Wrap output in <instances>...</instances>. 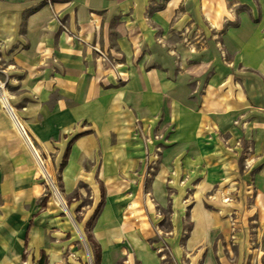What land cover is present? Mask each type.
Instances as JSON below:
<instances>
[{
	"label": "rangeland",
	"instance_id": "obj_1",
	"mask_svg": "<svg viewBox=\"0 0 264 264\" xmlns=\"http://www.w3.org/2000/svg\"><path fill=\"white\" fill-rule=\"evenodd\" d=\"M78 1L29 0L27 11L61 10L55 16L59 36L80 48L70 47L78 60L73 66L66 54L65 61L38 66L30 51L24 67L16 63L18 72L0 43V91L7 92L52 181L51 186L39 174L0 101V218L13 223L15 232L25 224L27 240L52 247L50 255L34 257L26 243L19 264H103L104 250L105 264H138L135 252L141 245L159 264H203L207 255L219 264H264L260 119L246 129L228 116L219 120L203 113L206 103L214 111L206 91L213 90L219 72L215 62L226 66L229 59L223 36L183 30L180 17L187 8L179 3L170 7L173 19L155 21L173 1L146 0L135 7L136 15L128 13L124 39L114 31L118 15L95 12L87 22L75 19ZM86 23L96 25L97 34L78 35L77 27ZM21 28L24 35L26 23ZM71 69L81 71L77 82L71 81ZM220 121L227 129L213 126ZM53 188L83 227L81 235ZM103 192L105 204L92 221ZM106 205L116 225L100 228ZM198 213L216 225L208 242ZM193 245L195 250L189 249Z\"/></svg>",
	"mask_w": 264,
	"mask_h": 264
},
{
	"label": "crops",
	"instance_id": "obj_2",
	"mask_svg": "<svg viewBox=\"0 0 264 264\" xmlns=\"http://www.w3.org/2000/svg\"><path fill=\"white\" fill-rule=\"evenodd\" d=\"M172 1L173 3L168 4L165 11L160 13L162 15H155L153 20L173 19L175 13L170 12L172 10L170 7L179 3L187 8L180 17L183 30L189 31L190 28H200L204 35L223 36L224 51L229 59L225 61L226 66H223L221 62L219 64L218 61L215 62L216 67H219V72L216 71L214 74L213 90L206 91L208 98L214 99V111L209 110L206 103L203 107V113L213 115L215 119L219 120L228 116L229 119L239 122L238 124L246 125V129L253 128L257 124L255 121L257 118L260 119L261 129L264 131V0ZM144 2L146 0H79V12L75 15V19L78 21L84 19L87 22L92 20L93 16L96 17L97 13L95 12L105 13L104 16L110 18L118 15L115 17L117 24L114 31L121 38H124V33L130 31L126 27L127 20L130 19L128 13L132 10L130 15L133 13L136 15L135 7L138 5L141 8ZM28 3L29 0H0V43L5 45L7 51L12 55L11 59L14 63L9 62L8 64H12L9 66H16V70L20 72L18 66L24 67L22 61L27 60L30 51L37 54L38 66L39 64L51 65L53 60L58 61V59L65 61L62 58L63 54L70 58L67 60L70 64L77 63L75 52L74 50L72 52L70 47L73 49L74 47L80 48L76 46V42L72 38L65 40L63 36L60 37V31L55 24V16L59 15L61 10L56 8L51 11L48 6H43L34 13L27 14L30 9ZM72 3L73 1L70 4ZM69 16L72 17L71 14ZM3 19L5 22H2ZM24 23H26V33L23 35L21 27ZM96 27V25L87 26L86 23L82 27H77V33L78 35L97 34ZM137 29L134 27L133 30L136 31ZM5 35L11 37L12 42L9 46L4 43L3 36ZM82 41L86 42L84 38ZM66 48L70 52H66L64 50ZM70 73L73 78L71 81L77 82L81 76V71L71 69ZM79 92L76 90V93L73 92V94L77 97ZM90 97L94 98L92 95ZM238 117L240 119H237ZM213 124L215 128L227 129L226 124H222L221 121ZM230 128L229 131L235 129L234 127ZM263 143L264 137L261 144ZM149 209L151 208L144 210L146 213H151ZM199 209L201 208L199 207ZM141 212L138 210L137 213L140 214ZM198 215L200 216L199 227H204L205 240L208 242L216 234V225L205 214L198 213ZM1 219L2 217L0 218V264H19L23 259L24 251L28 248L27 244L29 245L28 253L30 256L50 255L49 250L52 249L50 244L32 237L27 240L25 224L17 225L18 227L22 226L23 230L15 232L13 223L3 222ZM115 225L112 210L106 205L97 227L106 228ZM119 239L117 238V240ZM114 242L117 241L114 240ZM62 248L60 246V250ZM194 248L195 245L189 247L191 250ZM107 257L109 254H106L104 250L103 264H105ZM117 257L121 258L122 256L118 253ZM113 258L116 259V256ZM135 259L138 264H159L156 255L145 245L138 246ZM203 264L219 263L214 260L213 256L207 255ZM220 264H224V262Z\"/></svg>",
	"mask_w": 264,
	"mask_h": 264
},
{
	"label": "bare ground",
	"instance_id": "obj_3",
	"mask_svg": "<svg viewBox=\"0 0 264 264\" xmlns=\"http://www.w3.org/2000/svg\"><path fill=\"white\" fill-rule=\"evenodd\" d=\"M2 22H5V20L3 19ZM3 38H4V43L6 44V46L9 45L10 42H12L11 37L9 35H5V36H3ZM70 41H72V40L70 39ZM0 88L2 89V87H0ZM0 101L2 103L3 109H7L8 111L10 109V113L8 112V114H9V118H10V120L12 122V126H13L14 130L16 131V133L18 134V136L23 140L26 148L28 149L30 155L32 156L33 160L35 161V164H36V166L38 168L39 174L46 181H48V183L52 186V184H51L52 181L50 182V180H51L50 179V173L41 164L42 162H41V159L39 157V153H38L37 149L34 147L32 141L30 139L29 133L27 132L26 128L24 127V125L19 120H18V124L20 126L17 125V123L15 122V119L13 118L14 116L16 117V115H15L16 111H15L14 107L11 106L10 100L8 98V94H7V92L5 90H3L2 92L0 91ZM11 112H12V114H11ZM79 181L80 182H84V178L81 176ZM53 189H54V196H55L57 204L59 206H61L65 210V212L70 216V218L72 220V223L74 225V228L81 235L83 227L81 225L76 224L73 221L72 213H71V211H69V209H67L65 197L63 196V194L58 192V190L56 188H53ZM228 202H229V200H227V199L223 200V204H226ZM103 222H104V220L102 221V223Z\"/></svg>",
	"mask_w": 264,
	"mask_h": 264
},
{
	"label": "trees",
	"instance_id": "obj_4",
	"mask_svg": "<svg viewBox=\"0 0 264 264\" xmlns=\"http://www.w3.org/2000/svg\"><path fill=\"white\" fill-rule=\"evenodd\" d=\"M80 139V137H77L71 144L70 146L68 147L67 149V152H66V155H65V158H64V162H63V165H62V169L64 170L67 166H68V161L70 159V156H71V151H72V146L73 144L78 141ZM103 194V198H102V201H101V204H100V207L98 208L96 214L94 215L92 221H95L96 218H98L99 216V211L102 209V207L104 206L105 204V197H104V192L102 193Z\"/></svg>",
	"mask_w": 264,
	"mask_h": 264
},
{
	"label": "built area",
	"instance_id": "obj_5",
	"mask_svg": "<svg viewBox=\"0 0 264 264\" xmlns=\"http://www.w3.org/2000/svg\"><path fill=\"white\" fill-rule=\"evenodd\" d=\"M5 110L7 111V113H8V112L10 113V109H9V111H8L7 109H5ZM11 114H12V112H11ZM13 118L15 119V122L17 123V125H19V124H18V119H17L15 116H14ZM19 126H20V125H19ZM21 129H22V128H21Z\"/></svg>",
	"mask_w": 264,
	"mask_h": 264
},
{
	"label": "water",
	"instance_id": "obj_6",
	"mask_svg": "<svg viewBox=\"0 0 264 264\" xmlns=\"http://www.w3.org/2000/svg\"><path fill=\"white\" fill-rule=\"evenodd\" d=\"M40 162V161H39ZM41 163V162H40Z\"/></svg>",
	"mask_w": 264,
	"mask_h": 264
}]
</instances>
